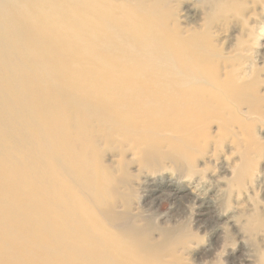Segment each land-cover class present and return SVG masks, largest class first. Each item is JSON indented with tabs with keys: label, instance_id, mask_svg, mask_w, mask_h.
<instances>
[{
	"label": "bare ground",
	"instance_id": "1",
	"mask_svg": "<svg viewBox=\"0 0 264 264\" xmlns=\"http://www.w3.org/2000/svg\"><path fill=\"white\" fill-rule=\"evenodd\" d=\"M239 1L202 0L201 25L182 27L187 0H0V264H180L195 235L156 224L155 238L138 194L172 172L160 182L203 200L181 182L210 128L247 132L241 110L264 106L213 42Z\"/></svg>",
	"mask_w": 264,
	"mask_h": 264
},
{
	"label": "rangeland",
	"instance_id": "2",
	"mask_svg": "<svg viewBox=\"0 0 264 264\" xmlns=\"http://www.w3.org/2000/svg\"><path fill=\"white\" fill-rule=\"evenodd\" d=\"M201 1L187 0L182 5L177 14L180 26L185 27L188 21L201 25L205 17ZM249 1H239L243 17L229 15L226 21L221 20L223 17L214 20L211 31L217 47L232 52L235 67L239 65V71L246 73L244 82L255 85L258 96L264 97V0ZM242 39L244 50L236 52ZM241 111L247 132L236 124L228 131H218L214 124L209 133L216 143H209L207 153L197 157L192 176L181 182L182 185L192 182V186L197 183L204 201L192 202L187 190L175 182L170 184L165 179L160 182L163 177L174 176L172 172L149 176L154 183L138 194L137 207L143 210H140L143 216L154 220L151 225L155 238L156 224L170 229L186 226L195 235L186 251L175 253L180 264H213L217 259L222 264H258L259 253L264 251V106L257 113L246 108ZM246 148L250 167L236 184L241 153ZM254 217L261 219L256 235L248 229L257 225Z\"/></svg>",
	"mask_w": 264,
	"mask_h": 264
}]
</instances>
